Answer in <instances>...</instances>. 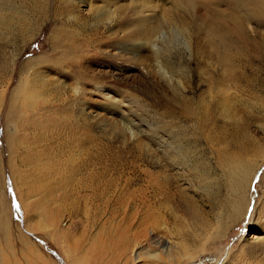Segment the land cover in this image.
Instances as JSON below:
<instances>
[{
	"label": "rangeland",
	"instance_id": "obj_1",
	"mask_svg": "<svg viewBox=\"0 0 264 264\" xmlns=\"http://www.w3.org/2000/svg\"><path fill=\"white\" fill-rule=\"evenodd\" d=\"M245 1L0 0L17 230L0 264H120L127 244L128 264H264V19L245 21ZM20 80L39 108L13 102Z\"/></svg>",
	"mask_w": 264,
	"mask_h": 264
},
{
	"label": "bare ground",
	"instance_id": "obj_2",
	"mask_svg": "<svg viewBox=\"0 0 264 264\" xmlns=\"http://www.w3.org/2000/svg\"><path fill=\"white\" fill-rule=\"evenodd\" d=\"M90 2V1H89ZM189 3H193L194 4V0H188ZM91 4V3H90ZM195 5V4H194ZM143 6V5H142ZM260 6H263L264 7V0H248V1H245L243 3H241L240 5V9L245 11L247 14L249 15H246V20L245 21H252V20H255L256 22H259L261 23V20L264 19V10H261L260 8H256V7H260ZM146 7V5H145ZM142 8V7H141ZM140 8V9H141ZM149 9V8H148ZM144 9L142 8V11ZM141 13V12H140ZM143 14V13H141ZM144 15V14H143ZM72 17H76V15H72ZM151 19H156V18H147L146 16L143 18H139V21L140 23L142 24V26L144 27V25H147L146 23H148ZM264 25V23H263ZM178 30H174L172 29L171 30V33L173 35L176 36L177 35H180L177 33ZM165 35V34H164ZM130 38V37H129ZM165 38V37H164ZM103 40V39H102ZM132 40H130L131 42ZM129 42V41H128ZM128 42H123L124 44L122 46H120V44H118L117 46H120V48H118V50H120V52L122 53H126V52H130L132 49L134 48H137V54H139L141 51V49H145L146 48V44L145 43H139L138 45L136 46H133V44H128ZM113 45V44H112ZM126 48V49H125ZM152 49L155 53V55H159L160 53V48L156 45V43L154 42V44L152 45ZM136 51V50H135ZM132 52V51H131ZM158 57V56H157ZM157 64H159V62H157ZM75 68V69H74ZM72 70L73 72H77L79 71V67L76 66H72ZM26 87L23 86V82L22 80H20L19 84H18V87L17 89L15 90V93H16V100H13V102L17 105V103L19 102L20 100V93H26L24 94L23 96V99H24V103L26 104V107L29 108V109H35V108H39V104L37 103L38 102V99H39V96H36L34 99V94H31L30 91H29V88H28V84L27 82L25 83ZM76 87V86H75ZM73 91V94H75L77 96V94L79 96L83 95V92L81 91V88L79 87H76L74 89H72ZM78 96V97H79ZM82 97V96H81ZM67 98V97H66ZM43 102V101H42ZM49 103V101L44 100L43 102V105L42 107L44 108V110H48L47 108V104ZM79 103L82 105V101L80 100ZM82 112V111H81ZM111 114V116H116V117H119L120 119L122 118H127L128 116L125 115V112L121 110L120 107H118L117 105H113V109L109 110V112ZM11 117H17L18 119L17 120H23V117H19L18 114H13V115H10ZM39 120L40 118L38 117V115H33V118L31 120V123L33 124V126H39ZM126 120V119H125ZM132 120V119H131ZM124 121V120H123ZM130 121V120H129ZM128 121V122H129ZM136 125V124H135ZM32 126V125H31ZM30 126V127H31ZM36 128V127H35ZM34 128V129H35ZM100 174V173H99ZM97 175V174H96ZM90 177V176H89ZM71 178V177H70ZM69 178V180H71ZM78 179V178H76ZM84 179V178H83ZM79 180V179H78ZM244 180H247L246 178ZM65 181H67V178L65 179ZM77 181V180H76ZM95 181V180H94ZM89 182V181H88ZM96 182V181H95ZM93 183V182H92ZM98 183V182H97ZM128 183V182H127ZM243 183V182H242ZM58 187L57 189L58 190H65L68 186H69V182H64V181H59L58 183ZM72 184V181L71 183ZM87 184V182H86ZM92 186V185H91ZM154 186V185H153ZM1 187V185H0ZM85 188V187H84ZM83 188V189H84ZM68 189V188H67ZM74 190V189H73ZM86 190V188L84 189ZM245 196V195H244ZM94 202V201H93ZM251 204V203H250ZM247 206H249V203L246 201V200H243L242 203L239 204V207H238V218L237 219H241L242 217L246 216L247 214ZM10 219H9V209H8V205L4 199V196H1L0 195V239L1 241L6 244L8 246V249H11V247L9 246V243L10 241H13L12 240V237L13 236H17V230L14 226L11 225L10 223ZM140 237V236H139ZM136 238V237H135ZM135 241V240H134ZM129 242V241H128ZM127 243V241H126ZM134 243V242H133ZM139 243V242H138ZM128 245V244H127ZM126 245V255H125V259L123 258V260L121 261L120 264H128V259H127V256L131 254L132 252H129L132 248H128V246ZM133 245V244H132ZM131 245V246H132ZM130 246V247H131ZM136 248V247H135ZM133 254V253H132ZM125 260V261H124ZM135 260V259H134ZM117 264V263H115Z\"/></svg>",
	"mask_w": 264,
	"mask_h": 264
}]
</instances>
